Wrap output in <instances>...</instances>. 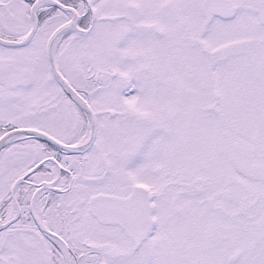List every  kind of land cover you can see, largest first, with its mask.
I'll use <instances>...</instances> for the list:
<instances>
[{
    "label": "snow or ice",
    "instance_id": "1",
    "mask_svg": "<svg viewBox=\"0 0 264 264\" xmlns=\"http://www.w3.org/2000/svg\"><path fill=\"white\" fill-rule=\"evenodd\" d=\"M0 264H264V0H0Z\"/></svg>",
    "mask_w": 264,
    "mask_h": 264
}]
</instances>
